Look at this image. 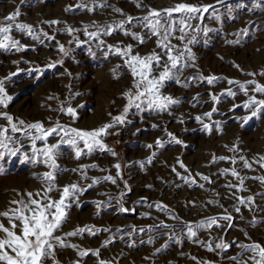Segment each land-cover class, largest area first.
I'll return each mask as SVG.
<instances>
[{
	"label": "rangeland",
	"instance_id": "rangeland-1",
	"mask_svg": "<svg viewBox=\"0 0 264 264\" xmlns=\"http://www.w3.org/2000/svg\"><path fill=\"white\" fill-rule=\"evenodd\" d=\"M179 3L210 7L202 18L189 22L192 28L186 29L184 41L176 38L179 31L171 38L173 45L181 50L187 45L191 53L185 52L179 66L181 83L173 78L161 88L163 95L178 103L164 112L146 105L140 110L130 108L127 121L101 137L105 149L96 147L91 153L85 149L78 159L70 144H58L54 188L77 184L84 192L69 198L66 221L55 233L76 247H56L47 264L53 260L58 264H98V260L107 264H235L230 257L241 251L240 244L264 246V110L246 122L239 119L250 115L243 108L248 96L239 84L256 81L264 85V0H0V21L18 10L17 22L31 25L39 37L34 40L26 32L14 30L13 37L26 46L24 50H0V80L11 97L6 108L0 105V113L12 116L21 128L36 122L50 128L58 121L91 130L111 122V116L123 111L127 103L123 93L133 82L116 49L132 45L133 54L145 56L155 51L163 56L156 44L158 37L144 26L143 17L150 9L163 16V9ZM108 27L111 34H103L102 29ZM68 28L73 29L71 35ZM85 29L101 30V34L89 37ZM133 33L143 37L144 43L133 39ZM57 42L68 55L59 51ZM166 60L163 57L162 63ZM161 70L157 68L155 74ZM207 77L215 78L211 85ZM229 80L238 83L229 84ZM248 87L249 95L264 99L252 92L254 85ZM229 88L235 96L227 94ZM212 95L217 97L215 101ZM68 107L76 110L75 119L67 114ZM209 112L211 117L204 115ZM198 116L202 122L197 121ZM21 120L24 125L19 124ZM0 125L7 126L2 116ZM169 132L182 143H175ZM9 135L20 141L15 145L20 151L0 157V212L18 207L12 201H27L29 192L39 199L35 194L43 196L49 187L43 173L50 169L43 157H36L33 163L31 140L20 132L9 131ZM62 135L50 136L48 143H57ZM157 139L162 147L155 146ZM150 144L152 148L147 147ZM36 145L41 148L43 142ZM245 160L250 168L245 167ZM116 164L121 166L119 176ZM233 169L239 177L232 176ZM106 176L116 183L105 180ZM240 177L244 178L243 191L238 190ZM93 178L98 183L93 185ZM49 195L59 199L57 190ZM249 196L251 203H239L238 198ZM224 215L233 219H220ZM209 217L217 218L221 227H196ZM0 222L7 226L4 217L0 216ZM189 226L196 237L189 236ZM84 227L92 231L65 235ZM221 242L229 247L217 249L215 245ZM209 244L213 251H208ZM97 249L99 257L91 254ZM81 251L89 254L81 257Z\"/></svg>",
	"mask_w": 264,
	"mask_h": 264
},
{
	"label": "snow or ice",
	"instance_id": "snow-or-ice-1",
	"mask_svg": "<svg viewBox=\"0 0 264 264\" xmlns=\"http://www.w3.org/2000/svg\"><path fill=\"white\" fill-rule=\"evenodd\" d=\"M209 7L210 6L208 5L196 7L189 3H179L174 7L163 9V12L165 13L163 16L161 15V11L150 9L148 15L143 17V20L146 22L144 26L149 27L152 35L158 37L156 44L158 48L162 49L163 56L155 51L145 56L133 54L132 45H128L123 49H116L117 54L124 60L125 65L129 68L133 82L131 88L123 93V97L126 99L127 103L125 104L121 114L116 116H111V114H109L111 116V122L105 123L99 128L91 130L61 125L58 121L50 128H45L40 122L27 124L26 128H21L18 127L17 123L13 122L12 116L8 115L6 112L0 113V116L7 121V126L0 125V157H2L5 153L12 156L17 155L20 149L15 145L19 144L20 141L9 135V131H11V133L20 132L31 140L33 163L37 162L36 157H43V163L48 169H50V171L43 173L44 182L49 184V187L44 189L43 196L37 192L35 195L40 198L36 199L33 198L34 194L29 192L27 193V201H24L23 199L19 201H12V203L18 205V207L0 212V216L7 220V226L3 222H0V264H47V261L55 256L56 247H76L75 245L67 244L60 236L55 235V233L61 228L62 224L66 221L69 198H78L79 195H82L84 192L83 189L78 188L77 184L65 185L62 189L54 188L55 181L57 179L54 174V170L58 168L56 162V149L58 144L62 142L70 144L75 152L76 158L78 159L84 154L85 149L88 153H91L96 147L105 149L106 145L102 142L101 137L108 134V129L124 124L127 121L130 108L135 107L137 110H140L144 105H146L149 109L164 112L167 111L171 105L178 103V101L173 99L172 96L163 95L161 88L166 80L173 78H175L177 84L181 83L177 75L180 70L179 66L181 61L185 59V52L187 51L189 55H191V53L187 48V45H185L184 50L177 48L171 43V38L176 31H179L180 36L176 38L180 41H184L185 37L188 35L186 29L192 28V25L189 22L197 17L202 18L203 14L208 12ZM89 11H91V9H89ZM116 11L120 10L117 9ZM174 13L179 14L180 18L177 19L174 17ZM19 16L20 13L17 10L10 13L2 21H0V50L7 51L9 49H15L17 52L24 50L26 46L13 37L12 33L14 30L26 32L34 40L39 39V37L34 34L31 25L17 22ZM215 19L219 20L220 17L216 16ZM129 20H131L130 17ZM50 23L55 24L58 23V21H51ZM199 27L200 26L197 25L196 30H199ZM67 31L69 35H71L73 29L68 28ZM204 31L207 32L208 29L205 28ZM102 32L105 35H110L111 28H104L102 29ZM241 32L246 33V30L242 29ZM100 34L101 30L89 32L85 29L86 36L98 38ZM125 34L127 35L128 33ZM42 35L48 37L47 33H42ZM132 38L139 40L141 44L144 43L143 37L138 34L133 33ZM71 42L72 41H69V43ZM77 42L79 43V41ZM235 42L239 43L238 40ZM57 43L59 51L64 55H68V51L64 48V46L59 44V42ZM100 43L103 44L104 42L101 40ZM188 43L191 44L192 40L189 39ZM112 47V45H109V50H111ZM165 56L167 60L162 63L163 57ZM52 66L53 65H49V67ZM157 68H162L158 75L155 74V70ZM37 71H39V69H37ZM15 74L16 73H11L10 76ZM248 75L254 74L249 73ZM261 75H264V73H261ZM8 78L10 77H6L5 79ZM214 80V77H207V82L210 85L214 82ZM228 83L233 84L238 82L229 80ZM249 85H254L251 89L252 92L264 95V85L257 83L256 81H247L244 84H239L240 89L246 96H248V99L243 104V108L247 110L250 115H245L239 118L245 122L251 117L256 116L257 112L264 110V99H258L256 95H249ZM227 94L229 96H235V93L230 88L227 90ZM10 99L11 97L7 96L5 93L4 80H0V105H3L6 108L7 101ZM212 99L215 101L217 97L212 95ZM237 107L239 106L233 105V108ZM61 111H64V109L62 108ZM214 111L215 108H213V112ZM66 112L68 115L72 116L73 119H75V109L68 107ZM204 115L211 117L212 113L209 112ZM196 119L197 121H201V117L199 116L196 117ZM179 122L183 123L182 120ZM19 124L24 125L25 121L21 120L19 121ZM153 127L156 126L153 125ZM203 127L208 129L209 125L204 124ZM60 133L63 135L57 143H48V138L50 136ZM167 135L171 137L175 143H182V141L176 139L172 133L169 132ZM37 141L43 142V147L38 148L36 145ZM81 143L83 144V148L79 147ZM162 145L163 142L160 139H157L155 146L159 148L162 147ZM147 147L152 148L153 145L150 144L147 145ZM112 155H116V153L113 152ZM153 155H155V153ZM23 159H29V157L24 156ZM220 159H227V157H220ZM241 159L243 160L244 158L241 157ZM261 159L264 160V157H261ZM213 160L215 161V157H213ZM235 162V160H232V163ZM244 164L245 167H251L246 160L244 161ZM114 167L117 169V176H119L121 167L120 164H116ZM181 167H184L182 163ZM261 167H264V164H261ZM72 171H75V169ZM173 171H175V169H173ZM185 171H187L186 168ZM223 171L227 172L228 170L225 169ZM0 174H3L2 169H0ZM231 174L234 177H239V173L234 169ZM201 178L206 181L209 179L206 176H202ZM104 179L111 181L113 184L116 183V180L112 176H106ZM194 182L195 181H192V183ZM243 182L244 178L240 177V188L238 189L240 191H243ZM262 182H264V179H262ZM96 183H98V181L93 178L92 184L94 185ZM91 186L92 185H89V187ZM125 187H127V184H125ZM54 190L59 191V199H53L49 195V193ZM121 195H123V193ZM238 199L240 204H247L251 203L253 198L249 196L246 200L244 198ZM97 206H100L99 203ZM121 211H127V209L121 207ZM235 211L239 212L240 209L236 208ZM173 218L175 219V217ZM220 219L231 221L233 217L231 215H224L220 217ZM161 226L167 227V225H164L163 222L161 223ZM213 226L221 227L215 217H209L206 221H201L196 225L197 228L208 229ZM229 227H231V224H229ZM84 231L91 232L92 230L87 227L78 228L75 231L66 233L65 235L75 236L77 232L82 233ZM105 231H107V229H105ZM196 235V231L192 230L191 226H189V236L196 237ZM149 242H152L151 238ZM215 247L217 249L224 250L227 249L229 245L221 242L217 243ZM239 248L241 251L237 253L236 256L230 257L235 264H264V246L261 244H240ZM208 251H213L210 244L208 245ZM248 253L251 255H248L247 259H240ZM88 254V251L79 252L81 257L87 256ZM91 254L99 257V249L92 251ZM193 259L195 258L193 257ZM53 264H58V262L53 260ZM98 264H107V262L104 260H98Z\"/></svg>",
	"mask_w": 264,
	"mask_h": 264
}]
</instances>
